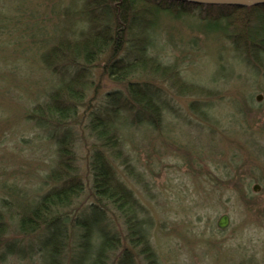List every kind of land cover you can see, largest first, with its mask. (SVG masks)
<instances>
[{"label":"rangeland","instance_id":"obj_1","mask_svg":"<svg viewBox=\"0 0 264 264\" xmlns=\"http://www.w3.org/2000/svg\"><path fill=\"white\" fill-rule=\"evenodd\" d=\"M71 1L0 0V214L12 239L21 237L19 215L55 185L48 175L57 166L58 145L30 115L59 83L41 55L50 39L78 23L58 18ZM193 22L163 28L171 37L155 52L177 63L201 93L159 85L166 100L160 124L131 118L119 129L123 160L112 162L151 218L150 241L161 264H264V184L253 188L254 165L264 170V97L257 100L264 96V53L252 65L230 40L200 35ZM94 72L87 93L93 109L122 87ZM78 136L76 164L84 174L92 139ZM88 199V193L81 198ZM223 214L230 224L221 230ZM0 264L37 261L10 257Z\"/></svg>","mask_w":264,"mask_h":264},{"label":"trees","instance_id":"obj_2","mask_svg":"<svg viewBox=\"0 0 264 264\" xmlns=\"http://www.w3.org/2000/svg\"><path fill=\"white\" fill-rule=\"evenodd\" d=\"M74 1L78 9L71 6ZM58 18L78 23L43 46L42 63L59 83L30 115L58 145V163L48 175L55 185L19 215L23 238H9L0 214V263L16 257L37 264H161L150 241L151 218L112 162L123 160L119 129L131 118L154 128L160 124L166 107L161 84L201 93L183 79L177 63H165L155 52L169 43L171 36L163 28L193 19L190 28L198 34L230 40L238 56L258 65L264 53V4L73 0ZM164 19L170 24L165 26ZM95 69L122 87L104 95V104L93 109L87 93ZM79 131L92 139L84 174L76 164ZM27 237L34 239L25 242Z\"/></svg>","mask_w":264,"mask_h":264},{"label":"water","instance_id":"obj_3","mask_svg":"<svg viewBox=\"0 0 264 264\" xmlns=\"http://www.w3.org/2000/svg\"><path fill=\"white\" fill-rule=\"evenodd\" d=\"M194 4H208V5H232L239 7H249V6H257L263 5L264 0H179ZM258 100H261V96H258ZM230 224V217L227 214H223L218 222L217 226L220 229H226Z\"/></svg>","mask_w":264,"mask_h":264},{"label":"flooded vegetation","instance_id":"obj_4","mask_svg":"<svg viewBox=\"0 0 264 264\" xmlns=\"http://www.w3.org/2000/svg\"><path fill=\"white\" fill-rule=\"evenodd\" d=\"M261 96L264 97L263 95ZM263 138H264V135H263ZM262 184H264V170L261 167L259 166L257 167L256 165H254L253 167V188L254 189L257 187L261 188Z\"/></svg>","mask_w":264,"mask_h":264}]
</instances>
